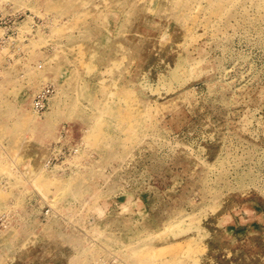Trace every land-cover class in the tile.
Returning <instances> with one entry per match:
<instances>
[{"label":"rangeland","instance_id":"obj_1","mask_svg":"<svg viewBox=\"0 0 264 264\" xmlns=\"http://www.w3.org/2000/svg\"><path fill=\"white\" fill-rule=\"evenodd\" d=\"M7 1L0 264H264V0Z\"/></svg>","mask_w":264,"mask_h":264},{"label":"built area","instance_id":"obj_2","mask_svg":"<svg viewBox=\"0 0 264 264\" xmlns=\"http://www.w3.org/2000/svg\"><path fill=\"white\" fill-rule=\"evenodd\" d=\"M10 4L7 0H0V52L11 36L10 24L15 21L17 14L15 12H7V5ZM49 88H43L36 96L34 105L37 109H42L45 106L47 93Z\"/></svg>","mask_w":264,"mask_h":264},{"label":"bare ground","instance_id":"obj_3","mask_svg":"<svg viewBox=\"0 0 264 264\" xmlns=\"http://www.w3.org/2000/svg\"><path fill=\"white\" fill-rule=\"evenodd\" d=\"M40 184V183H39Z\"/></svg>","mask_w":264,"mask_h":264}]
</instances>
